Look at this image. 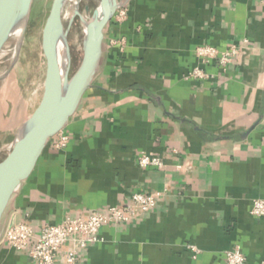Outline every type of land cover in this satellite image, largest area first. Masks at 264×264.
<instances>
[{"label": "crops", "instance_id": "0c3cea01", "mask_svg": "<svg viewBox=\"0 0 264 264\" xmlns=\"http://www.w3.org/2000/svg\"><path fill=\"white\" fill-rule=\"evenodd\" d=\"M128 20L104 29L93 87L13 196L3 224L27 222L36 234L68 217L121 206L134 193L161 192L157 207L128 223L108 224L101 242L75 264H225L241 248L264 264L263 0H127ZM126 39L123 51L111 41ZM241 46L214 78L187 80L195 49ZM160 156L141 168L138 155ZM195 246V254L190 249ZM67 247L55 264H64ZM0 264H36L0 244Z\"/></svg>", "mask_w": 264, "mask_h": 264}, {"label": "water", "instance_id": "95a60500", "mask_svg": "<svg viewBox=\"0 0 264 264\" xmlns=\"http://www.w3.org/2000/svg\"><path fill=\"white\" fill-rule=\"evenodd\" d=\"M67 1H53L43 29L42 48L47 62L43 98L19 129L10 153L0 162V240L3 216L13 196L30 178L51 140L66 129L85 94L93 87L103 55L104 29L118 8L127 4V0H100L93 11L86 7L85 16L89 18L86 19L78 10L83 0H76L77 9L71 23L76 16L83 23V54L76 72L70 76L69 69L63 77L58 45L63 40L69 48L68 30L62 19ZM33 3L34 0H0V53L20 26L23 37Z\"/></svg>", "mask_w": 264, "mask_h": 264}, {"label": "built area", "instance_id": "2783aa9c", "mask_svg": "<svg viewBox=\"0 0 264 264\" xmlns=\"http://www.w3.org/2000/svg\"><path fill=\"white\" fill-rule=\"evenodd\" d=\"M264 3V0H263ZM129 10L126 5L118 8L112 21L123 24L128 20ZM113 46H118L121 51L126 47V39L120 38L111 41ZM241 46L232 45L227 50H219L212 45H201L195 49L198 65L187 74V80L205 81L214 78L208 68L217 64L226 70L238 57ZM57 150H64L70 144V136L63 130L51 140ZM137 162L141 168H161L164 161L160 156L141 152ZM163 194L155 192L150 194L134 193L129 201L121 206L111 207L102 211H94L87 216L68 217L55 225L44 226L38 234L24 221L9 223L4 226L1 245H5L16 252H26L36 264H55L58 255L64 252V264H75L77 253L84 250L89 244L102 241L100 230L108 224L128 223L140 214L148 213L155 209ZM250 214L255 217L264 216V199L252 202ZM193 253L198 250L190 246ZM225 264H250L241 248L236 246L226 253Z\"/></svg>", "mask_w": 264, "mask_h": 264}, {"label": "rangeland", "instance_id": "374dc122", "mask_svg": "<svg viewBox=\"0 0 264 264\" xmlns=\"http://www.w3.org/2000/svg\"><path fill=\"white\" fill-rule=\"evenodd\" d=\"M53 1L34 0L23 37L11 38L0 53V162L12 150L19 129L37 109L44 95L47 62L42 48V34ZM88 1L93 5L92 10L100 4V0ZM71 5L72 2L65 7L63 20L68 30L70 76L78 69L83 54L82 21L78 17L72 23L65 19ZM80 13L85 17L82 7Z\"/></svg>", "mask_w": 264, "mask_h": 264}, {"label": "bare ground", "instance_id": "6f19581e", "mask_svg": "<svg viewBox=\"0 0 264 264\" xmlns=\"http://www.w3.org/2000/svg\"><path fill=\"white\" fill-rule=\"evenodd\" d=\"M70 2H72V5L70 7V10L66 11V16H65L66 17L65 19H68L69 21L74 17L75 11L77 9V8L74 7L77 4L76 0H68L66 2L65 6H64V10H65V7L67 6V4L70 3ZM64 10H63V14H62V19L63 20H64ZM85 17H86V19H89L87 16H85ZM63 24H64V21H63ZM65 30H66V28H65ZM22 34H23V28H22V26H20V27H18L16 29L15 36L20 39L22 37ZM18 50H19V47H17L16 50H15V54L16 55L18 54ZM58 52H59V62H60V65H61L62 74H63V77H65L66 74L68 73L70 67H71L70 49L67 47L65 41H63V40L60 41V43L58 45Z\"/></svg>", "mask_w": 264, "mask_h": 264}, {"label": "flooded vegetation", "instance_id": "af4514ba", "mask_svg": "<svg viewBox=\"0 0 264 264\" xmlns=\"http://www.w3.org/2000/svg\"><path fill=\"white\" fill-rule=\"evenodd\" d=\"M86 1V2H85ZM88 0H83V1H81L80 2V4H79V6H78V10H79V12H80V8L82 7L83 8V12L85 13V9H86V7H88L89 9H90V11H93L91 8H92V4H91V2L90 1H88ZM75 8H76V6H74ZM73 7V8H74ZM76 17H78V16H76ZM75 17V18H76ZM74 18V19H75ZM79 18V17H78Z\"/></svg>", "mask_w": 264, "mask_h": 264}]
</instances>
